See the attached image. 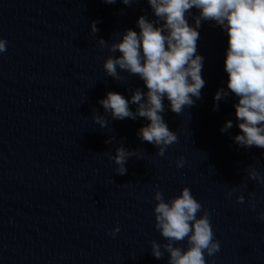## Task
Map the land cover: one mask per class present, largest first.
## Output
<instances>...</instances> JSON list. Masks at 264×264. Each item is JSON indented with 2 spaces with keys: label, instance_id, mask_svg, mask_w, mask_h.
<instances>
[{
  "label": "clouds",
  "instance_id": "obj_1",
  "mask_svg": "<svg viewBox=\"0 0 264 264\" xmlns=\"http://www.w3.org/2000/svg\"><path fill=\"white\" fill-rule=\"evenodd\" d=\"M115 4L116 0H103ZM127 6L138 0H121ZM155 19L141 15L137 20L139 33L127 29L118 42L107 44L99 39L101 46H107L111 53L120 55L106 58L103 68L107 76L117 81L124 77L118 69L129 75L138 76L147 88L145 93L136 88L131 99H125L116 92H108L98 101L105 113L112 119L136 120L146 118L150 123L142 126L137 136L157 147L156 155L163 157L168 146L178 142L175 132L170 131L161 115L166 111L163 103L169 101L170 110L180 114L185 108L192 107L201 98V89L205 81L201 76L204 57L197 54L198 29L203 22L213 21L228 35L225 71L228 74L227 91L218 89L214 101L226 100L229 94L238 98L234 104L240 134L232 137L240 147L255 146L264 149V0H148ZM199 10L194 16L192 9ZM194 21L190 25L188 18ZM98 21H93L91 31L96 33ZM7 41L0 39V53L7 50ZM136 105V110L130 109ZM219 109L214 103L213 111ZM93 120L101 128L108 121L104 116L95 114ZM233 127L231 120L221 127L222 133ZM106 140L105 143H109ZM136 155V150H127L123 146L115 149V155L109 157L118 166L116 174L124 175L128 159ZM139 159V157H137ZM180 157L176 167L184 166ZM248 177L264 184V177L254 168L248 171ZM236 189L228 192L231 196ZM249 198L255 197L249 192ZM153 199L157 201L153 208L154 227L167 241L160 244L150 242L151 254L156 259H163L168 254V264H206L205 255L213 257L220 251V242L214 238L210 213L202 203L184 187L180 194L165 201L164 193L156 190ZM244 196H237V203H243ZM255 210V205L252 206ZM198 213H202L197 216ZM264 220V212L259 214ZM119 227L111 235L119 232ZM186 248L178 246L185 241Z\"/></svg>",
  "mask_w": 264,
  "mask_h": 264
}]
</instances>
